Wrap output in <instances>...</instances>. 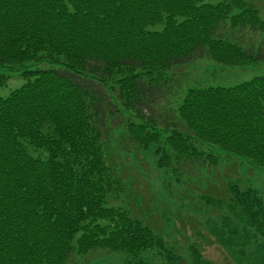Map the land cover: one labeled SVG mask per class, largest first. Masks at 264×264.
<instances>
[{
	"label": "trees",
	"instance_id": "trees-1",
	"mask_svg": "<svg viewBox=\"0 0 264 264\" xmlns=\"http://www.w3.org/2000/svg\"><path fill=\"white\" fill-rule=\"evenodd\" d=\"M200 59L264 65V20L249 0H0V87L4 70L26 81L0 97V264H66L94 250L126 264H207L118 205L115 162L153 148L179 187L218 167L213 148L264 169V74L189 87L156 113L174 69ZM40 64L56 68L30 69ZM226 188L225 206L201 196L227 212L211 235L237 264H264V195Z\"/></svg>",
	"mask_w": 264,
	"mask_h": 264
},
{
	"label": "rangeland",
	"instance_id": "rangeland-1",
	"mask_svg": "<svg viewBox=\"0 0 264 264\" xmlns=\"http://www.w3.org/2000/svg\"><path fill=\"white\" fill-rule=\"evenodd\" d=\"M249 2L264 20V0ZM55 68L46 64L30 67L42 70ZM4 71L10 78L5 86L0 87L1 98L7 97L10 92L26 82L18 77L16 72ZM172 74L171 88L161 99L156 113H159L161 107L172 109L189 87H233L264 74V65L233 68L209 59H200L174 69ZM117 135L118 132L112 138L114 142ZM114 142L112 148L117 155ZM152 149L145 155L137 153L136 159L129 155L115 156V162L119 165L126 186V192L118 205L125 209L130 208L136 216H147L144 220L160 233L162 238L168 240L169 245H175L178 253H184L185 257L187 249L193 245L207 264H237L229 253L215 242L211 228L222 215H227L224 208L228 197L227 183L239 181L264 195V169L256 168L232 153L213 148L219 159L218 167L207 171H193L187 184L179 187L162 169L156 168L157 157ZM166 183L174 185L171 195H167L164 189ZM202 195L214 196L222 200L224 206L220 209L205 206L201 203ZM66 264H126V259L120 253L94 250L86 255H72Z\"/></svg>",
	"mask_w": 264,
	"mask_h": 264
}]
</instances>
